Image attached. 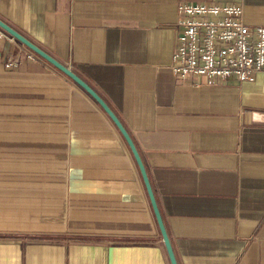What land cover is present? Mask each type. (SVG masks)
Segmentation results:
<instances>
[{
	"label": "crops",
	"instance_id": "0c3cea01",
	"mask_svg": "<svg viewBox=\"0 0 264 264\" xmlns=\"http://www.w3.org/2000/svg\"><path fill=\"white\" fill-rule=\"evenodd\" d=\"M181 4L240 5L245 25L264 27V0H0V20L120 121L177 264H264V72L244 83L178 80L169 66ZM27 52L0 39V161L13 178L0 185V233L12 235L0 237V264H170L116 126ZM8 57L22 62L8 70Z\"/></svg>",
	"mask_w": 264,
	"mask_h": 264
},
{
	"label": "built area",
	"instance_id": "2783aa9c",
	"mask_svg": "<svg viewBox=\"0 0 264 264\" xmlns=\"http://www.w3.org/2000/svg\"><path fill=\"white\" fill-rule=\"evenodd\" d=\"M177 10L181 30L169 67L178 80L210 86L227 80L244 83L264 72V27L245 25L240 5L181 4ZM7 37L0 30V39ZM38 59L28 50L23 60ZM21 62L8 57L3 66L12 70Z\"/></svg>",
	"mask_w": 264,
	"mask_h": 264
},
{
	"label": "water",
	"instance_id": "95a60500",
	"mask_svg": "<svg viewBox=\"0 0 264 264\" xmlns=\"http://www.w3.org/2000/svg\"><path fill=\"white\" fill-rule=\"evenodd\" d=\"M0 30L12 37L13 39L20 42L22 45H24L28 50L39 56L41 59L52 65L54 68L62 72L64 75H66L69 79H71L74 83H76L80 88H82L96 103L101 107V109L106 113V115L110 118V120L113 122V124L116 126L122 137L124 138L125 142L127 143L134 160L138 166V169L140 171V175L148 196V199L150 201V205L156 220V223L158 225L162 241L164 243L170 264H177L171 245L169 243V239L167 237L159 210L157 208L154 195L151 189V186L149 184L144 166L142 164V161L140 159V156L130 139L128 133L124 129V127L121 125L120 121L117 119V117L114 115V113L110 110V108L106 105V103L101 99V97L88 85L86 84L82 79H80L73 71H71L68 67L64 66L63 64L56 61L54 58H52L50 55L45 53L43 50L38 48L36 45H34L32 42H30L28 39H26L24 36L16 32L14 29H12L10 26L5 24L3 21L0 20Z\"/></svg>",
	"mask_w": 264,
	"mask_h": 264
},
{
	"label": "rangeland",
	"instance_id": "374dc122",
	"mask_svg": "<svg viewBox=\"0 0 264 264\" xmlns=\"http://www.w3.org/2000/svg\"><path fill=\"white\" fill-rule=\"evenodd\" d=\"M7 147H0V153L2 154H6L7 153ZM7 163L4 161H0V185L1 184H6L8 180H12L13 178L12 177H8L9 174H7V171H6V168L5 166L3 165H6ZM15 178H18V177H15ZM15 180V179H14ZM20 181H29V179H23V178H20L19 179ZM30 180H34V181H37L35 179H30ZM1 203V201H0ZM6 206H9L6 204ZM68 230V231H67ZM45 233V237L47 236H50L49 234ZM38 235H44V233H41V234H38ZM38 235H34V236H38ZM54 235V234H52ZM7 236H12V235H8L7 233H0V237H7ZM28 236H32L31 234H28ZM62 236L63 237H70L71 236V233L69 232V229H63V233H62Z\"/></svg>",
	"mask_w": 264,
	"mask_h": 264
}]
</instances>
